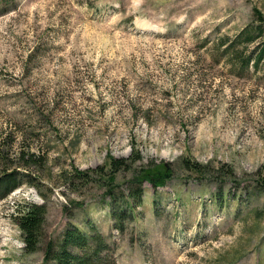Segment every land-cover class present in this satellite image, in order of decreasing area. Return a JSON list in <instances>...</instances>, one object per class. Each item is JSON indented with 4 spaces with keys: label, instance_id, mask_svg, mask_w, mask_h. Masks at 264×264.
I'll list each match as a JSON object with an SVG mask.
<instances>
[{
    "label": "rangeland",
    "instance_id": "obj_1",
    "mask_svg": "<svg viewBox=\"0 0 264 264\" xmlns=\"http://www.w3.org/2000/svg\"><path fill=\"white\" fill-rule=\"evenodd\" d=\"M257 12L264 0H0V174L21 183L0 198V264H56L46 246L69 226L99 233V264H264V62L233 61L253 64L264 32L229 48ZM112 159L131 167L113 182ZM147 166L166 184L120 202ZM24 203L46 208L34 253L13 221Z\"/></svg>",
    "mask_w": 264,
    "mask_h": 264
},
{
    "label": "trees",
    "instance_id": "obj_2",
    "mask_svg": "<svg viewBox=\"0 0 264 264\" xmlns=\"http://www.w3.org/2000/svg\"><path fill=\"white\" fill-rule=\"evenodd\" d=\"M256 18L259 24L257 27L251 25L242 28L238 34L233 38L232 43L226 44L229 48H232L235 44L241 41V44L251 45L260 40L263 35L264 18L257 12ZM251 56H254L253 64H250L252 57L241 56L234 53L233 60L238 67L243 69L251 66L254 71H257L260 63L264 62V40H260L253 50H251ZM235 64V65H236ZM18 160L25 161L22 166L28 167L27 163L31 160L30 158L25 159L24 153L18 155ZM126 159H112L109 162V172L112 174V182L115 180L114 177L120 171L130 170V165ZM183 167L192 170L196 173H205L204 167L195 163H190L187 160L183 161ZM143 173L135 175L133 181H137V188H129L127 195L123 196L124 199L119 198V201L126 202V197L131 198L132 201L138 205L141 203V186L143 183H148L154 188L163 187L169 179V171H163L155 166H147L143 169ZM82 173H76V178L80 181ZM133 186L132 181L129 182ZM21 186L20 182H17L15 172H5L0 174V198H4L11 192ZM257 191L264 192V177L261 182L258 183ZM112 203V204H111ZM110 207L112 208V217L118 218L119 220L124 218L126 215L125 210L118 211L116 208V199L112 198ZM125 204H128L127 202ZM134 204V205H135ZM13 221L20 231L22 241L24 243V250L26 253L37 252L41 237L43 236L44 223L46 218V208L43 205L24 203L23 205H16L15 211L12 214ZM107 250V245L102 240L99 233L94 229L93 226L88 227V232L85 233L80 229L69 226L62 239L54 245L52 242L48 243L44 252V261L55 262L56 264H99L102 263L101 254Z\"/></svg>",
    "mask_w": 264,
    "mask_h": 264
}]
</instances>
